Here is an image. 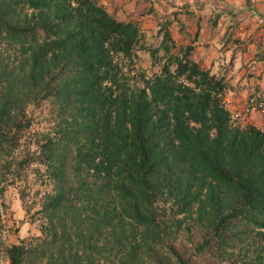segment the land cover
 I'll return each mask as SVG.
<instances>
[{
  "label": "trees",
  "instance_id": "16d2710c",
  "mask_svg": "<svg viewBox=\"0 0 264 264\" xmlns=\"http://www.w3.org/2000/svg\"><path fill=\"white\" fill-rule=\"evenodd\" d=\"M29 9L39 12L29 16ZM162 10H146L161 36L149 52L161 49L166 61L150 76L137 70L142 84L133 85L119 60L145 49L135 22L116 19L96 0L0 1V40L8 39L23 58L28 53L31 62L22 59L21 67L35 73L33 99L56 113L37 148L51 186L40 208L43 236L10 244L9 264H139L146 258L151 264H262L248 256L232 263V257L264 227V130L240 121L226 101L236 90L224 75L200 66L193 46L171 53L176 42L169 27L178 12ZM13 80L11 74L5 80L4 102L12 99ZM9 104L0 107L6 170L18 133L27 128L19 117L24 111L13 114ZM65 138L80 143L74 173L92 177L80 183V197L64 190L59 148ZM159 196L173 197L176 213L187 217L194 210L205 220L191 252L162 243L153 206ZM114 197L125 202L118 212ZM123 211L131 231L143 229L140 240L147 236L151 243L144 260L138 244L112 247Z\"/></svg>",
  "mask_w": 264,
  "mask_h": 264
},
{
  "label": "rangeland",
  "instance_id": "374dc122",
  "mask_svg": "<svg viewBox=\"0 0 264 264\" xmlns=\"http://www.w3.org/2000/svg\"><path fill=\"white\" fill-rule=\"evenodd\" d=\"M0 1L16 5L22 0ZM118 2L122 3L121 0H118ZM38 10L29 9L28 15L30 16L31 13H34L33 15L36 16L39 12ZM115 12H118V10H115ZM123 13L125 12L123 7H121L119 16H122ZM142 35L141 44L145 49H136L135 54L129 60H119V62H124L125 66H122V71L125 73L127 81L133 85L142 84L137 70L150 76L153 73H158L162 64L166 61L161 49H158L154 56L149 52L150 48L160 45L161 36L155 35V33L152 35L142 33ZM179 46L180 44L176 43V46L170 50L171 53L179 52ZM14 49L15 47H12L8 39L0 40V107L4 103L9 102L13 114L19 115L20 111L23 110L24 113L22 116L19 115V117L23 126L27 128L18 133L20 140L18 141L17 149L7 157V160L10 161V167L6 170L3 163H0V264H9L5 250L10 244L43 236L42 226H44V223L40 208L51 186L48 183V172L45 171V165L38 161L37 148L42 141L43 134H47L46 132L55 126L54 117L56 115L49 103L33 99L34 86L32 81H36V79L32 78V76L35 73L34 71L31 73L28 64L23 68L21 67L22 59L31 62L28 59V53H25V58H23ZM204 66L205 64H203ZM9 74L14 76L12 85L10 84L14 94H11L12 99L4 102L7 97L4 96L3 91L7 84L5 80ZM248 113L246 116L244 111L241 114L243 119L240 121L242 123H250L247 121L250 120L247 119V117L249 118ZM73 142L76 141L72 138L66 140L59 148L62 153V163L60 165L66 174L63 179L64 190L70 192L72 198H74L77 190L78 197L81 196L79 186L83 180L86 182L92 180V177L83 170H77V173H74L71 165L75 166L76 156L78 154L79 159L81 152L79 151L80 143L69 145ZM1 147L0 145V160L2 161L5 160L3 157L5 153H3ZM76 147H78V152ZM54 162L58 163L57 161ZM195 189H197L196 186H194L193 191ZM203 192L199 194V197H203ZM222 201H226V198H223ZM113 204L116 206L115 212H118L122 209V205H125V202L114 197ZM153 206L156 211V221L159 225V235H162V243L171 242L181 251L191 252L193 243L199 239L201 228H204L205 220L203 218L198 219L194 210L187 217L183 213H176V204L173 197L159 196ZM120 219L123 230L121 233L118 230L115 232L111 239L112 247L125 250L131 244H138V253L144 260L147 257V246L151 245V243L147 240V236L146 240L144 238V242L140 240L143 229L135 231L137 233L131 231V220L125 211L118 217V220ZM187 226L189 227L188 231L191 232L190 234L186 230ZM252 235L253 244L252 241H249L243 244L245 250L243 247L242 249L238 248L232 257V263L236 258L248 256L259 259L264 264V227L254 229ZM139 262V264L152 263L148 258L145 261L139 259ZM238 262L235 264H238Z\"/></svg>",
  "mask_w": 264,
  "mask_h": 264
},
{
  "label": "crops",
  "instance_id": "0c3cea01",
  "mask_svg": "<svg viewBox=\"0 0 264 264\" xmlns=\"http://www.w3.org/2000/svg\"><path fill=\"white\" fill-rule=\"evenodd\" d=\"M96 1L148 35L158 29L156 17L146 13L150 5L159 11L177 10L169 27L174 41L193 46L192 57L202 68L225 76L236 90L226 96L232 111L243 114L251 97L262 101V107L252 106L247 121L264 129V0ZM121 7L125 13L119 16Z\"/></svg>",
  "mask_w": 264,
  "mask_h": 264
},
{
  "label": "built area",
  "instance_id": "2783aa9c",
  "mask_svg": "<svg viewBox=\"0 0 264 264\" xmlns=\"http://www.w3.org/2000/svg\"><path fill=\"white\" fill-rule=\"evenodd\" d=\"M252 106L262 107L263 106V102L260 101V100L255 99L254 97H251L247 101V104H246L245 109H244V113L247 114V112H250V110L252 109Z\"/></svg>",
  "mask_w": 264,
  "mask_h": 264
}]
</instances>
